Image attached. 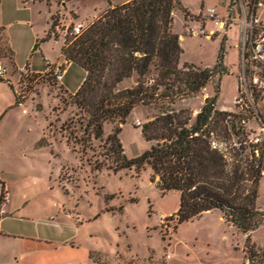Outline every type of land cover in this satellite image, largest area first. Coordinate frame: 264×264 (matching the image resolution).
I'll use <instances>...</instances> for the list:
<instances>
[{"label":"rangeland","instance_id":"374dc122","mask_svg":"<svg viewBox=\"0 0 264 264\" xmlns=\"http://www.w3.org/2000/svg\"><path fill=\"white\" fill-rule=\"evenodd\" d=\"M107 1L122 0H72L64 6L52 1L49 7L27 1L21 4L26 9H15V0L0 4V63L7 69L0 78V191L2 183L5 190L0 224L11 235L0 237V249L12 259L17 242L13 235H21L55 243L69 240L80 252L90 251L89 264H250L247 246H264V223L240 233L215 209L175 226L179 194L162 192L158 180L150 179L149 167L131 166L117 173L94 168L93 160L102 159L98 154L117 123H105L101 137L88 141L81 133L80 112L69 103L85 71L66 64L59 81L52 66L64 61L60 49L68 27L84 28L107 8ZM177 1L172 31L182 36L179 68L184 63L214 68L222 50L225 72H215L199 94L177 100L173 108L195 114L217 91L215 108L238 112L233 105L238 28L220 29L217 37L199 33V10L212 5L223 9L228 0ZM55 12L56 40H42ZM155 73L151 67L149 77ZM135 83L133 75L117 88ZM258 111L262 115L264 106ZM156 113L153 106H136L121 125L118 138L127 158L149 148L141 125ZM247 116L245 142L258 129L253 116ZM67 125L76 130L69 144ZM256 205L264 212V177Z\"/></svg>","mask_w":264,"mask_h":264},{"label":"trees","instance_id":"16d2710c","mask_svg":"<svg viewBox=\"0 0 264 264\" xmlns=\"http://www.w3.org/2000/svg\"><path fill=\"white\" fill-rule=\"evenodd\" d=\"M24 1L44 2L49 7L52 1L62 5L72 0ZM107 4L78 33L69 26L60 49L67 64L85 71L81 84L69 96V103L80 112L82 135L88 141L90 137L99 139L105 123H117L98 154L102 159L93 160L94 168L117 173L131 166L149 167L150 179L158 180L162 192L179 194L175 226L216 209L224 222L240 233L256 230L264 223V212L256 205L259 182L264 177V144L245 142L244 122L249 112L216 109L217 91L203 100L195 114L173 108L177 100L199 94L215 72H225L222 50L214 68L189 63L179 68L183 50L179 36L172 31L177 0ZM57 18V12L51 14L50 28L42 40H56ZM151 67L156 73L149 77ZM133 75L135 85L117 88ZM218 88L217 84L215 90ZM139 105L157 109L141 125L142 137L151 144L140 155L127 158L118 134ZM64 127L69 144L71 136L76 139V130ZM4 193L2 183L0 202ZM246 254L250 264H264V246L250 244Z\"/></svg>","mask_w":264,"mask_h":264},{"label":"built area","instance_id":"2783aa9c","mask_svg":"<svg viewBox=\"0 0 264 264\" xmlns=\"http://www.w3.org/2000/svg\"><path fill=\"white\" fill-rule=\"evenodd\" d=\"M198 15L202 18L199 25L202 35L209 33V36L217 37L220 29L227 31L230 26H237L233 105L238 111L249 112L258 125L257 132L251 133L246 143L264 144V112L261 115L258 111L259 106H264V0H228L225 8L212 5L200 9ZM81 29L82 26L77 24L73 32L78 33ZM66 64L64 60L52 66L59 81ZM6 74V67L0 63V78H5Z\"/></svg>","mask_w":264,"mask_h":264},{"label":"crops","instance_id":"0c3cea01","mask_svg":"<svg viewBox=\"0 0 264 264\" xmlns=\"http://www.w3.org/2000/svg\"><path fill=\"white\" fill-rule=\"evenodd\" d=\"M125 1L126 0H122L120 3ZM10 2L11 0H9L7 4ZM23 3H25L24 0L23 1L15 0V4H18L15 6V9H22V8L26 9L25 6L23 7L21 6V4L23 5ZM0 4L3 7L2 0H0ZM181 38L182 36H179V39ZM8 236L11 235L7 231H4L2 229L0 224V237H8ZM13 238L16 239L17 241L14 244L15 254L12 255V259H11V257L4 254L3 251L0 249V264H89L90 263V257H89L90 251L80 252L78 249L79 245L77 244L76 246H74L70 243H67V241L69 240L55 243L52 241L41 239L39 237H23L21 235H13ZM81 253L83 254L80 255Z\"/></svg>","mask_w":264,"mask_h":264},{"label":"water","instance_id":"95a60500","mask_svg":"<svg viewBox=\"0 0 264 264\" xmlns=\"http://www.w3.org/2000/svg\"><path fill=\"white\" fill-rule=\"evenodd\" d=\"M65 4H62V6H64Z\"/></svg>","mask_w":264,"mask_h":264}]
</instances>
